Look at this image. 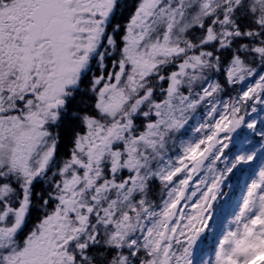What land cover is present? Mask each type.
Listing matches in <instances>:
<instances>
[{"label":"snow or ice","instance_id":"snow-or-ice-1","mask_svg":"<svg viewBox=\"0 0 264 264\" xmlns=\"http://www.w3.org/2000/svg\"><path fill=\"white\" fill-rule=\"evenodd\" d=\"M0 264H264V0H0Z\"/></svg>","mask_w":264,"mask_h":264}]
</instances>
